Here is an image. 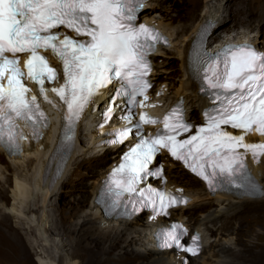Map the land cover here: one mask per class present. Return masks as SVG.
<instances>
[{
	"label": "snow or ice",
	"instance_id": "6c2138e0",
	"mask_svg": "<svg viewBox=\"0 0 264 264\" xmlns=\"http://www.w3.org/2000/svg\"><path fill=\"white\" fill-rule=\"evenodd\" d=\"M142 6L143 0H0V143L12 144L17 137L25 139L22 129L29 122L34 132L38 125L47 126L41 124L46 116L36 103V95L26 96L31 90L22 83L21 78L25 74L19 67L17 53L30 54L26 61L27 75L41 86V93L46 98L49 92L43 87V77L47 73L48 79H54L56 73L48 66L46 57L39 55L37 50L51 49L53 55L61 60L64 84L51 89V92L66 105V119L78 117L89 99L98 94V89L110 83L113 75L132 85L130 90L122 89L120 94L128 96L129 102L135 104V95L143 94V88L148 86L140 79L148 69V50L153 47L152 42L159 39L147 26L133 25L136 9ZM61 26L89 39L81 42L65 37L60 40L52 30ZM8 54L13 58L9 59ZM204 72V80L209 87L235 93L225 98L226 107L219 116L209 117L207 129H200L201 133L208 131L210 135L192 136L177 142L176 135L188 131V126L169 124V117H165L162 123L168 132L147 139L141 134L140 142L125 157L126 161L131 160L129 167L133 173L129 191L133 190L131 185L140 178V173L145 172L158 151L157 145L167 147L173 156L184 159L185 163H188L187 156L194 155L193 147L201 149L196 159L208 157L214 168L219 167L221 173L229 175L234 171L232 161L218 164L214 159L220 156L224 141L230 142L232 148L242 146L254 155L264 153V144H244L243 136H231L222 131L211 134V130L219 129L221 124H230L245 131L259 125V131L264 134V53L251 46L230 50L218 54L205 65ZM110 114L111 108L105 114L106 120ZM170 115H175V112ZM127 119L131 122V115ZM21 121L24 123L21 124ZM140 121L160 122L149 118L146 113L141 114ZM140 126L135 125L137 129ZM131 131V128H125L118 135L122 140ZM195 141L199 144L194 145ZM214 144H219L220 148L213 147ZM178 148L185 149L187 156L178 154ZM190 166L197 171L194 165ZM203 167L202 163L200 168ZM198 174L211 183L210 174L202 170ZM165 195L157 193L161 208L164 207ZM174 200V197L169 198V202ZM170 237L178 239L172 234ZM188 251L195 252V249Z\"/></svg>",
	"mask_w": 264,
	"mask_h": 264
},
{
	"label": "bare ground",
	"instance_id": "6f19581e",
	"mask_svg": "<svg viewBox=\"0 0 264 264\" xmlns=\"http://www.w3.org/2000/svg\"><path fill=\"white\" fill-rule=\"evenodd\" d=\"M154 5L155 0H150L147 3V9L145 11H147L149 7H153ZM180 8V11L183 15H181L180 13L176 15V17L174 15L172 16L171 13H167V16L157 13L149 15L145 13L144 16L148 17L149 19L156 18L157 21H160V26L164 28V30L168 33L171 39V45L161 47L159 52L156 53V57L160 58L165 56L166 59L165 62H158V70L156 76L157 79H164L166 85H169V91L167 92V94L172 97L173 100L178 99L180 96H184L188 116L189 108H203L209 105L208 99L203 97L199 93L198 81L195 80L191 75L192 69L190 66V49L192 47V41L197 34H200L202 32L204 28H207V30L214 28L213 34L210 37V41H212L213 35H215L217 30L221 27V24L225 21L228 14L225 11L226 9L224 4H218L215 0H205V5H203V8L200 5H197L190 13L187 12V10L185 11V9L183 8V4L182 6H180ZM251 12L255 14V16L258 18V21L260 22L261 28L258 30L257 33H253L252 35L250 29H245L241 34L233 36L231 38L224 37L219 42H217V44L214 45H220L221 43L227 42L229 40L240 41L245 38H250L257 43L261 35L263 34L261 31L264 27V13L259 10H252ZM178 18H188L190 21L189 23L178 24ZM202 26L204 28H202ZM173 55H175L176 61L178 62V71L180 70L179 76L175 78L166 76L167 74H169L170 76V74L176 72V69L172 65L166 64L168 57H173ZM169 79L171 80V82ZM106 98V95H102L99 97V100H106ZM189 115L191 116V119L198 116L196 112H190ZM58 130L59 133L57 134ZM60 131L61 129H59V123L55 121L54 116L53 125L47 131L45 138L35 145L37 149H34L33 151L31 150L26 154L24 153L16 157H11L7 155L11 162L10 167L13 168L12 173H9L5 165L0 163V225L3 224L2 227H0V250L9 251L15 249V247H23L27 253V256L30 257L29 248L25 244L23 236L19 232V228L23 225L27 226L29 232L37 229L39 237L42 241L41 243L43 246H45L44 250L39 255L41 264H56V259L54 258V260L51 255V249L56 246V240L53 236V229H51V220H54V217H51V206L54 203L55 197L58 195L59 189L65 184V182H67V179L71 180L76 172H79L82 169H87L88 172H86L84 176L82 187L85 188V191L87 193L92 192V198L95 195L97 188L100 186V177L105 176L104 172L106 171V168H109V166L105 169L101 168L102 166L98 167L100 165L99 161H105L110 153L108 151L103 152L104 150H99L92 146L95 142V133L92 130V124L89 120V117H87L81 123V126L78 131L77 143L74 150L72 151L67 165L63 169L61 175L56 177L54 180L53 171L48 170V162L52 153L57 148ZM106 150L115 151L113 150V148H108ZM0 151L3 152L2 149H0ZM98 157L103 158H100V160L96 161L99 163L97 166L91 164L88 161V159ZM169 165H172V163H169ZM175 168V165H173V167L169 166V173L171 174V177L173 179L172 183H179V179H191V181H198V178L192 174H189V176H187L183 173L181 174V176H176L174 172H179V170H176ZM258 169H261L259 176L264 181V156L262 163ZM98 171L100 173V176L96 177V179L92 182V175H94ZM178 176H180V178ZM12 177L13 185L9 189V184H11ZM181 184H184L190 188V185L186 183ZM201 184L203 186L201 188H197L196 191L195 188L189 189L190 194L193 197L192 201L188 205L182 206L178 210H174L172 218L178 217L181 219H186L189 222L186 211L189 210V207L193 205L197 197H199L203 193L209 194L203 181H201ZM209 196L217 200H228V202L226 203V207L221 206L219 210H214L215 212L211 211L210 213H207L205 215L206 221H211L212 217L214 216L218 217L219 215H221L220 213L222 211L229 212V210H231L232 208L231 205L237 203H245L247 200L249 201V199H256L257 201H259L264 198V195L261 197L234 198L231 195L221 193L215 196L209 194ZM7 198L12 199V203L9 209L7 208L6 203V200H8ZM36 200H40L39 207L36 205ZM198 205L200 204L198 203ZM38 208L41 209L40 215H35V209ZM174 213L177 217L174 215ZM85 215L89 216V218L86 217L87 220L97 222L96 227H98V229L100 227H106L107 231L103 230L105 231V236H108L110 232H115L117 238L122 239L123 236H121V234L123 233L124 229L129 230L131 233L140 231V228H136L132 224L135 221H138L137 219L139 217L135 218L136 220L134 219V221L105 219L100 210L94 206L92 201L91 204H89L88 210L86 211ZM14 218H16L20 226L13 224ZM144 221L145 220H143V223ZM144 225L143 228L146 230L142 231L147 234L146 236H148L147 238L149 240H147V242H144V251L134 250V253L132 252V257L129 259H136L137 257V261H135L133 264H143V262H141L140 260L141 257H148V259L151 261L150 264H178L174 257H172V251H160L152 244V242L150 241L152 230L146 228V226H151L150 222L147 223L145 221ZM194 227H197L205 232L204 239L207 238L208 232L212 233V231L203 226L201 222L196 224ZM118 240H115V242L118 243ZM100 241L102 240H99V238L95 236L92 242L95 246H99ZM147 243L149 244V246H147ZM219 246L221 252L219 251L220 253H216V257L213 258L211 262H207L206 264L228 263V260L231 257L227 259L228 256L226 253L229 252L230 248L225 244H220ZM206 251L207 250H204L201 253L200 258H203ZM198 259L199 257L193 258L191 263L189 264H197ZM232 264L235 263L232 262Z\"/></svg>",
	"mask_w": 264,
	"mask_h": 264
},
{
	"label": "rangeland",
	"instance_id": "374dc122",
	"mask_svg": "<svg viewBox=\"0 0 264 264\" xmlns=\"http://www.w3.org/2000/svg\"><path fill=\"white\" fill-rule=\"evenodd\" d=\"M215 1L218 4H224L226 9L225 11L228 15L225 21L221 24V27L217 30L215 35H213L211 44H217V42L224 37L231 38L233 36H237L245 29H250V32L253 35V33H257L261 28L258 18L251 11L259 10L264 13V0ZM182 4L185 11L187 10V12L190 13L197 5H200L203 8L205 0H155V5L153 7H149L145 13L148 15L156 13L166 15L167 13H171L172 16L174 15L176 17V15L180 13L183 15L180 11V6H182ZM189 21L190 20L188 18L177 19L178 24L189 23ZM261 32L263 34L257 43L264 47V27ZM155 60L158 65L159 61L165 62L166 59L164 56L160 58L155 57ZM166 64L172 65L176 69V72H173L170 76L169 74L165 75L167 77H178L180 70L178 71L179 66L175 55H173V57H168ZM191 112L200 113V108H193ZM105 151H108L110 154L105 161H99L100 165L98 167L102 166L101 168L103 169L110 165V161L114 158L113 153L115 152L112 150H104L103 152ZM100 158L103 157L91 158L88 159V161L97 166L99 163L96 161L100 160ZM0 163L5 165L9 173L13 172V168L10 167V159L4 152L1 151ZM178 170L179 172L177 173L180 176L183 173L187 176L190 174L181 166L178 167ZM86 172H88L87 169H82L79 172H76L71 180L67 179V182H65V184L59 189L58 195L55 197L54 203L51 206L53 209H51V217H54V220H51V229H53V236L57 241H55L56 246L51 249L53 259H56H54L56 264H133L137 261V257L136 259H129L132 257V252L134 253V250L144 251V242L149 240L147 238L148 236H146L147 234L142 231L146 230L143 228L145 223V221L143 223V220L145 219L143 217H139L137 219L138 221L132 223L134 227L140 228V231L131 233L129 230L124 229L121 234V236H123L122 239L117 238L115 232H110L108 236H105V231L103 230L107 231L106 227H100L98 229V227H96L97 222L87 220L89 216L85 215L89 204H91L92 201V192L87 193L85 188L82 187ZM99 176L100 173L98 171L92 175L91 181L93 182V180ZM180 176L178 177L180 178ZM179 180L181 183L190 185V188H195V191L197 188H201L203 186L200 179H197L198 181H191V179ZM12 185L13 177L11 179V184H9V189ZM6 201L7 208L9 209L12 199L9 198ZM227 202L228 200L213 199L209 196V194L203 193L194 201V206H190L189 210L186 211L187 218L193 227L201 222L203 226L212 231V237L210 238V242L208 244L210 246L206 249L207 251L205 252L203 258L197 260V264H206L207 262H211L212 259L216 257V253L221 252L219 246L220 244H225L230 248L229 252L226 253L228 256L227 259L231 257L228 260L229 264H232V262L235 264H264V198L259 201L256 199H249V201L247 200L245 203L231 205L232 208L229 212L222 211L220 213L221 215L218 217H212L211 221L205 220V215L207 213L214 210L217 211L221 208V206L226 207ZM39 203L40 200H36V205L38 207ZM198 203L200 205H198ZM40 212V208L35 209V215H40ZM13 224L20 226L16 218L13 219ZM2 225L3 224H1L0 227H2ZM146 228L150 229V227L147 226ZM19 232L22 234L25 244L29 248L30 257L27 256L23 247H15V249L9 251L0 250V264H41L39 255L44 250L45 246L41 243L42 241L39 237L37 229L29 232L28 227L23 225L20 226ZM95 236L99 238V240H102L100 241L99 246H95L92 242ZM115 240H118V243H116ZM147 246H149L148 243ZM140 260L143 264L151 263L148 257H141Z\"/></svg>",
	"mask_w": 264,
	"mask_h": 264
},
{
	"label": "clouds",
	"instance_id": "9594fccd",
	"mask_svg": "<svg viewBox=\"0 0 264 264\" xmlns=\"http://www.w3.org/2000/svg\"><path fill=\"white\" fill-rule=\"evenodd\" d=\"M262 48H264V47H262ZM192 259H193V258L190 259V262L192 261Z\"/></svg>",
	"mask_w": 264,
	"mask_h": 264
},
{
	"label": "water",
	"instance_id": "95a60500",
	"mask_svg": "<svg viewBox=\"0 0 264 264\" xmlns=\"http://www.w3.org/2000/svg\"><path fill=\"white\" fill-rule=\"evenodd\" d=\"M189 259H191V258H189Z\"/></svg>",
	"mask_w": 264,
	"mask_h": 264
}]
</instances>
